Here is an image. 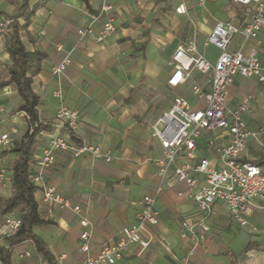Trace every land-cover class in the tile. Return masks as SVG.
Here are the masks:
<instances>
[{"label":"crops","instance_id":"0c3cea01","mask_svg":"<svg viewBox=\"0 0 264 264\" xmlns=\"http://www.w3.org/2000/svg\"><path fill=\"white\" fill-rule=\"evenodd\" d=\"M39 1L29 0V7ZM86 1L47 0L35 10L21 33L26 49L44 56L40 71L33 77L32 90L39 98L38 119L51 124L50 130L37 138L32 168L35 169L36 157L47 140L52 135L65 134L55 119L59 102L51 93L57 89L62 92V104L79 113V141L99 146L110 153L112 160L56 154L55 162L43 172L44 182L79 206L80 212L55 205L48 208L36 192L38 212L46 223L34 226L33 232L53 256L52 262L43 259L30 240L15 245L6 240L0 247L9 251V264H84L85 255L79 251L81 217L90 223L89 244L96 252L134 221L137 202L154 195L160 183L151 161L161 155L158 140L151 136L153 123L174 97L194 102L192 83L203 90L210 88L208 76L197 72H192V79L185 85L170 87L167 81L172 72L171 55L179 46L193 41L198 52L214 62L219 52L205 45V41L215 24L240 26L252 12L250 6L232 0ZM181 3L187 10L178 14L175 9ZM105 4L111 9L102 14L100 8ZM13 12L8 0H0V13ZM108 17L116 31L97 42L94 36ZM19 22L23 24L22 20ZM86 27L92 33L80 37L78 30ZM237 49L244 54L255 49L264 74V30L247 41L236 36L229 50ZM65 58L70 62L57 77L52 69ZM9 64L5 39L0 36V82L5 79L4 69ZM247 94L253 95L254 100L245 121L257 137L248 140L242 159L263 164L264 133L260 129L264 128V92L256 79L234 76L228 89V107L234 108ZM21 103L13 85L0 89V135L10 134L12 139L11 145L0 148V168L6 170V180L0 185V226L7 215H2V206L14 195L11 178L17 154L11 150L29 129L28 117L17 111ZM216 135L217 144L227 141L219 132ZM212 137L207 132L201 134L196 155L219 166L214 152L205 148ZM155 210L158 223L144 232L148 245H131L115 264H264V201L252 209L246 226L231 222L226 207L216 202L209 220L210 231L196 246L179 235L182 219L197 213L184 184L162 183ZM12 213L20 216V210Z\"/></svg>","mask_w":264,"mask_h":264},{"label":"built area","instance_id":"2783aa9c","mask_svg":"<svg viewBox=\"0 0 264 264\" xmlns=\"http://www.w3.org/2000/svg\"><path fill=\"white\" fill-rule=\"evenodd\" d=\"M236 4L251 7V15L240 26L230 23L217 22L205 41V45L212 46L219 54L211 62L200 54L193 41L179 46L171 55L169 65L172 72L167 84L176 88L185 85L192 79V72L208 76L210 88H203L192 83L190 87L194 102L176 96L169 108L153 123L151 136L156 138L161 146V155L151 161L155 166L156 176L160 183L154 195L142 197L138 202V210L134 221L122 228L117 238L103 244L99 250L93 251L89 244L91 229L85 217H81L79 225L81 245L79 251L85 255L84 264H115L123 258L126 250L133 244L145 248L149 241L144 232L148 226H156L158 214L155 210L156 195L161 191V184L171 186L182 183L187 188V196L196 207L197 213L186 216L180 223L179 235L189 240L193 246L201 244L210 231L209 220L213 215L216 202L222 203L228 212L229 220L240 226H246L248 217L258 202L264 201V163L258 164L252 160H243V153L247 149L248 140L257 134L251 132L245 117L251 112L254 97L247 94L240 102L230 108L227 105L228 89L233 77L254 78L261 85L264 92L263 68L255 49L244 54L241 49L229 50L236 36L241 35L244 41L255 39L264 30V0H232ZM203 2V0H200ZM111 6H101L100 12L106 13ZM186 5L179 4L175 11L186 13ZM7 22L0 24V33ZM116 31L111 18H106L94 36L97 42H102ZM92 33L90 27L78 30L83 37ZM70 62L65 58L53 67L52 73L59 77ZM59 102L55 119L65 129V134L52 135L40 148L35 160V169L30 167V181L37 188L44 203L68 209L78 214L80 207L73 205L70 199L58 190L47 185L43 179V172L56 160L58 152L68 153L72 158L88 155L93 159L110 162L109 152H104L99 146H93L79 141V113L62 104V92L57 89L51 93ZM203 132L213 134L214 137L206 142V150H212L216 155L219 166L212 165L209 158L197 157V139ZM226 136L223 144L216 143V134ZM264 133V128L260 129ZM10 134L0 135V148L11 145ZM6 180V170L0 168V185ZM50 214V209L48 210ZM21 226V217L9 213L4 217L0 226V246L14 236ZM35 264H41L37 262Z\"/></svg>","mask_w":264,"mask_h":264},{"label":"trees","instance_id":"16d2710c","mask_svg":"<svg viewBox=\"0 0 264 264\" xmlns=\"http://www.w3.org/2000/svg\"><path fill=\"white\" fill-rule=\"evenodd\" d=\"M8 1L13 5L14 12L12 15L0 13V24L7 22L0 36L5 39V50L9 56L10 64L4 69L5 79L0 82V89L10 85L16 88L22 100L17 111L26 114L29 129L11 150L17 154L11 178L14 195L4 202L1 213L6 215L20 210L21 226L18 232L8 239L11 245L30 240L37 253L43 259L52 262L53 256L43 241L33 232L34 226L43 225L46 222L39 215L38 204L34 196L37 188L29 178L37 138L42 132L49 131L51 128V124L43 123L38 119L39 98L32 90L33 77L40 71L44 56L40 52L27 50L21 40V33L27 28L30 17L47 0H40L32 8L29 7V0ZM81 1L87 3L86 0ZM19 20H22L23 24ZM9 258V251L0 247V261L9 264Z\"/></svg>","mask_w":264,"mask_h":264}]
</instances>
